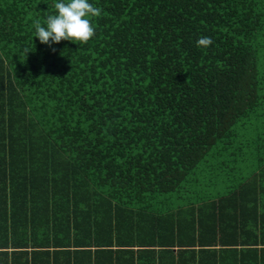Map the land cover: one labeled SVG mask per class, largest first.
Wrapping results in <instances>:
<instances>
[{"label":"trees","instance_id":"1","mask_svg":"<svg viewBox=\"0 0 264 264\" xmlns=\"http://www.w3.org/2000/svg\"><path fill=\"white\" fill-rule=\"evenodd\" d=\"M56 2L0 0V264H135L194 243L183 225L214 243L221 204L255 245L222 252L264 264V198L206 203L192 181L219 147L226 165L247 143L264 163V0H89L95 36L49 47L33 24ZM195 200L202 221H181Z\"/></svg>","mask_w":264,"mask_h":264},{"label":"crops","instance_id":"2","mask_svg":"<svg viewBox=\"0 0 264 264\" xmlns=\"http://www.w3.org/2000/svg\"><path fill=\"white\" fill-rule=\"evenodd\" d=\"M242 150L244 148L241 147ZM257 149H253L248 151V156L246 155V149H244V154L245 158L242 156V159L238 160H230L231 164L230 167H225L226 166V160H223V153L227 152L223 147H219L218 149H213L210 151L208 155V160L206 162V178L203 176H196V179H193L192 181H202L204 184V198L206 199L205 202L209 203L212 200H217L219 198H222L226 195L228 197L231 196H236L237 198H240V193H244V191L248 188H251V192L247 193V197L250 201L253 200H262L264 198V193H256L259 191L260 185L264 184V163L261 165L260 162L256 161V155L254 154ZM222 163V164H221ZM237 163V166H236ZM225 166H221L224 165ZM233 167V169H231ZM232 172H231V171ZM244 170V171H242ZM192 176H195L194 173ZM243 181L247 182L248 185L244 187V190H242V183ZM177 194V195H175ZM178 192H174L168 201L167 198L164 196L162 198V202L160 203V207L163 210H170L171 211H176L179 208V201H177L174 198V195L177 197ZM192 196L198 198L202 194L200 192L194 191ZM166 198V199H165ZM192 201V200H190ZM187 204V203H186ZM203 205L202 200L198 201L195 200L191 202L189 205H186L185 208L183 207L182 209L188 210L187 213L184 216H181L180 220H191L192 218L194 219L195 223H198L199 221L201 222L199 216L197 213H203V211H200L198 208ZM221 209L224 212L223 214V221L225 218V221L229 223L226 228L224 224L220 223L221 228L224 227V230L219 228L218 226L215 228L217 231L216 234V242L214 243H200V226L195 225V229L192 230L191 226L188 225H183L185 226L181 232L182 237L181 240L185 241L187 238L189 241L192 239L194 240V243H176L174 244V252L173 254H165V255H158L160 254V250L158 246H156V254L153 257L150 258H134L135 264H145V263H151L155 262V264H239V254L240 251L235 253V251L228 253L225 255L222 251L228 248H243V247H251L255 246L250 244H243L242 242V237H241V228L238 226H234L232 223H230L229 220V214L225 213V210L222 207V204L220 205ZM226 206H224L225 208ZM194 208V209H192ZM212 208V206L208 207ZM211 210H208L210 212ZM228 212V211H227ZM194 213V214H193ZM210 214V213H209ZM208 214V216H209ZM202 215V214H201ZM205 215V211H204ZM207 216V217H208ZM206 223V222H205ZM226 223V222H225ZM223 226V227H222ZM222 230V231H221ZM254 231H259L260 233V227L257 228H252ZM207 229L205 228V232ZM209 231V230H208ZM211 231H209V235L207 233L208 239L211 237L210 234ZM237 233L236 235L231 236V233ZM222 233V234H221ZM228 236V239H234L236 240L237 244H230L231 242H226V241H221V239L225 236ZM194 236V237H193ZM252 240V239H250ZM181 245V246H179ZM261 244H258V246ZM137 247V246H135ZM181 247V248H179ZM184 247H189V248H184ZM179 249H188L183 252V250ZM159 252V253H158Z\"/></svg>","mask_w":264,"mask_h":264},{"label":"clouds","instance_id":"3","mask_svg":"<svg viewBox=\"0 0 264 264\" xmlns=\"http://www.w3.org/2000/svg\"><path fill=\"white\" fill-rule=\"evenodd\" d=\"M55 13L47 15L42 25L35 20L34 37L41 44L51 47L54 43L70 41L73 44L84 45L95 36V26L92 18L101 16L102 9L94 6L89 0H59L54 4ZM213 44L211 37H200L196 41L197 48H207ZM31 50L25 49V55ZM55 51V49H53Z\"/></svg>","mask_w":264,"mask_h":264},{"label":"rangeland","instance_id":"4","mask_svg":"<svg viewBox=\"0 0 264 264\" xmlns=\"http://www.w3.org/2000/svg\"><path fill=\"white\" fill-rule=\"evenodd\" d=\"M261 45L262 46L259 47L260 48L259 49L260 50L259 53H260V56L261 57L259 58V61L258 62H259V65H263V66H261V72H264V38L261 39ZM250 129H251V127H248L247 129H243V128L240 129V132L242 133L240 135V139H241V141L243 143H246V142L243 141L245 138H248V139L251 138L250 136L247 135L249 133ZM234 145H235V143H234ZM253 147H254L253 144L247 143V145H244L243 151H244V149H246V152L245 153L248 154V153H250L248 151L252 150ZM230 164H231V161L228 162V164L226 165V167H230ZM236 166H237V163H236ZM242 171H244V170H242Z\"/></svg>","mask_w":264,"mask_h":264}]
</instances>
